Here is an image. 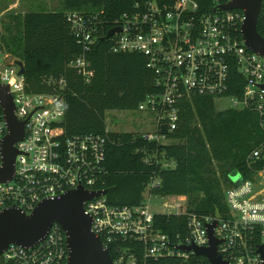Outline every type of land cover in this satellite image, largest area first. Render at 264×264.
I'll use <instances>...</instances> for the list:
<instances>
[{"label": "built area", "instance_id": "2783aa9c", "mask_svg": "<svg viewBox=\"0 0 264 264\" xmlns=\"http://www.w3.org/2000/svg\"><path fill=\"white\" fill-rule=\"evenodd\" d=\"M232 1L141 0L113 20H106L102 12H66L65 21L81 48L68 67L84 83H90L94 71L89 53L106 29H118L105 39L110 52L141 55L152 75L153 91L135 110L152 118L153 131L137 134L147 144L158 147L172 142L166 133L177 129L181 103L193 97H210L215 104L225 101L227 105L221 109L253 112L264 132V57L244 45L241 10H215ZM7 57L0 42V84L8 87L14 115L25 124L22 139L14 144L17 155L12 179L0 183V213L15 208L30 214L41 201L60 199L78 187L87 192L104 191L106 138L64 135L61 123L65 101L61 91L65 80L49 81L56 85L55 92H29L24 74H19L17 65L6 63ZM231 88H237L239 93L231 94ZM7 134L0 106V168L1 142ZM138 153L144 163L155 159L163 168L173 167L162 160L164 156L158 155L157 149L143 146ZM248 160L264 161V143ZM157 186L158 182L151 181L144 193L147 199L136 207L111 205L106 194L84 202L91 231L104 249L112 251L114 264H145L147 260L168 257L187 263L195 255L177 248L207 247V225L215 221L214 236L221 241L218 253L223 260L229 264H263L257 251L263 247L264 252V165L252 179L240 177L238 185L225 189V219L189 214L185 196L154 195L152 190ZM152 199L169 209L163 215L187 218L188 233L183 241L178 238L177 243H171L154 228ZM135 244L143 246L140 262ZM67 258L66 236L54 224L46 237L30 248L10 244L0 254V264H67Z\"/></svg>", "mask_w": 264, "mask_h": 264}, {"label": "trees", "instance_id": "16d2710c", "mask_svg": "<svg viewBox=\"0 0 264 264\" xmlns=\"http://www.w3.org/2000/svg\"><path fill=\"white\" fill-rule=\"evenodd\" d=\"M141 0H63V11L29 12L7 15L1 23L0 42L4 54L23 62L26 90L52 93L49 81L65 80L61 91L65 101L61 127L66 137L101 135L106 138L105 175L102 179L106 199L114 206H140L145 189L155 180L157 196H185L186 212L199 217L225 219L228 215L225 189L234 186L230 175L237 172L243 180L252 179L264 161H250L249 155L264 143L258 116L249 111L217 109L213 98L193 97L181 103L177 129L166 133L168 145H149L132 133L107 132L105 114L111 110L135 111L153 91L151 73L138 54H114L103 35L89 53L94 71L90 83H84L68 63L80 53V46L65 21L69 11L102 12L113 20L133 9ZM90 12V11H89ZM264 38V1L257 21ZM231 94H238L231 88ZM157 149L166 163L155 159L142 161L141 147ZM161 161V159H160ZM154 228L171 243L187 236L185 216L155 214ZM124 245V244H123ZM140 262L143 246L134 245ZM111 258L113 253L109 250ZM145 264H210L191 255L187 263L173 257L147 260Z\"/></svg>", "mask_w": 264, "mask_h": 264}, {"label": "water", "instance_id": "95a60500", "mask_svg": "<svg viewBox=\"0 0 264 264\" xmlns=\"http://www.w3.org/2000/svg\"><path fill=\"white\" fill-rule=\"evenodd\" d=\"M264 0H234L221 5L215 10H241L243 21L240 33L247 49L264 57V38L257 31V21ZM118 29H111L103 39H108ZM6 63H13L25 73L23 62L8 56ZM264 89V86H263ZM0 106L6 121L8 134L1 142L2 168H0V183L12 179L17 150L14 144L23 137L24 122H19L14 115V103L6 85L0 84ZM240 175L233 172L230 180L239 184ZM106 191L87 192L81 187L68 191L60 199H47L37 204L30 214L9 208L0 213V254L10 244L30 248L43 240L50 228L57 224L66 236L68 249L67 264H114L109 252L102 247L98 237L91 231V218L84 213V202L94 196L105 195ZM216 221L207 225L208 245L197 248L194 245L179 246L177 249L185 253H193L196 257L206 259L210 264H229L218 253L220 240L214 236ZM257 253L261 254L264 264L263 247Z\"/></svg>", "mask_w": 264, "mask_h": 264}, {"label": "rangeland", "instance_id": "374dc122", "mask_svg": "<svg viewBox=\"0 0 264 264\" xmlns=\"http://www.w3.org/2000/svg\"><path fill=\"white\" fill-rule=\"evenodd\" d=\"M63 0H0V32L1 23L7 15L18 14L23 16L29 12H57L63 11ZM90 12L95 9H87ZM9 56V55H8ZM225 101L217 102L216 108L225 107ZM105 124L109 132L114 133H132L137 135L142 132L151 133L153 131V122L151 117H144L135 111L111 110L105 114ZM233 183V182H232ZM145 200L147 196H144ZM150 211L156 214L165 213L166 209L161 203L152 199ZM148 202V200H147Z\"/></svg>", "mask_w": 264, "mask_h": 264}]
</instances>
